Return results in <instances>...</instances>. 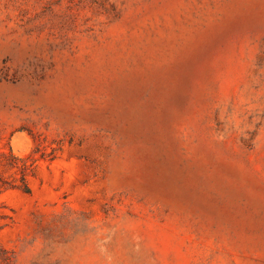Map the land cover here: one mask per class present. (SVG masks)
Returning <instances> with one entry per match:
<instances>
[{"label": "rangeland", "instance_id": "1", "mask_svg": "<svg viewBox=\"0 0 264 264\" xmlns=\"http://www.w3.org/2000/svg\"><path fill=\"white\" fill-rule=\"evenodd\" d=\"M0 264H264V0H0Z\"/></svg>", "mask_w": 264, "mask_h": 264}, {"label": "trees", "instance_id": "2", "mask_svg": "<svg viewBox=\"0 0 264 264\" xmlns=\"http://www.w3.org/2000/svg\"><path fill=\"white\" fill-rule=\"evenodd\" d=\"M3 155L6 156L7 161L3 160L4 164H7L9 168H14L19 176L15 177L13 186L20 187L25 191H30L31 186L29 184L28 174L29 167L32 165L27 162L25 157H20L16 155L11 149L10 152H3Z\"/></svg>", "mask_w": 264, "mask_h": 264}]
</instances>
